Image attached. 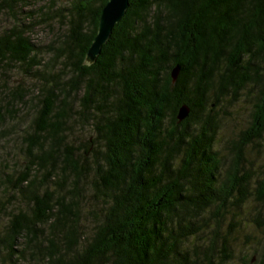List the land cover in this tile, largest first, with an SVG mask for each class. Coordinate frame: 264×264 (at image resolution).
<instances>
[{
  "label": "trees",
  "instance_id": "16d2710c",
  "mask_svg": "<svg viewBox=\"0 0 264 264\" xmlns=\"http://www.w3.org/2000/svg\"><path fill=\"white\" fill-rule=\"evenodd\" d=\"M31 1L56 46L29 38ZM66 1L0 0V139L19 151L0 161V264H228L249 204L263 239L244 264H264V0H129L91 65L106 0ZM242 94L250 120L220 143Z\"/></svg>",
  "mask_w": 264,
  "mask_h": 264
},
{
  "label": "rangeland",
  "instance_id": "374dc122",
  "mask_svg": "<svg viewBox=\"0 0 264 264\" xmlns=\"http://www.w3.org/2000/svg\"><path fill=\"white\" fill-rule=\"evenodd\" d=\"M56 7L58 5H65L67 3L66 0H56ZM45 4V2H39V1H31L28 4L24 6H21L19 8L20 14H23L24 17H21V20L23 23H30L28 30L29 38L33 41L35 45L38 47H44L46 45H54L56 46V39L59 37L58 35L62 32V29L57 27V24L52 21L50 22L51 29L46 28L43 24H37L35 21L31 20V17L26 18L29 11H35L40 6ZM36 12V11H35ZM11 21L5 18L4 16H0V31L5 30L6 28L11 25ZM59 33V34H58ZM48 54H45V58L47 59ZM10 81H19L20 82V74L16 71L6 73L4 79H8ZM33 81L31 79H24L23 84L28 85L32 83ZM230 99V98H229ZM227 99L226 101H229ZM248 99L245 98V96L242 94L240 97L236 100L227 104V109L231 113V115L228 117L227 120L224 121V123L221 124L219 127V134H218V140L221 143L223 139L233 137L237 131H239L242 128H245L247 125V122L250 120V117L247 116L249 113V106L250 104L247 102ZM25 111V109L21 110ZM23 114L19 115L13 119L12 121H8L4 126L6 125L8 128L11 125H15L14 128V135L20 134V131L22 130V124L25 122L26 117H22ZM22 122V124H21ZM5 126V127H6ZM12 128V129H13ZM76 129V128H75ZM73 129L74 134L70 135V139H74V141L78 142V140L83 141L84 138L88 137L89 131H81L78 132V130ZM12 131H7L8 133H12ZM4 130L0 132V138L3 137ZM78 135V136H77ZM19 139L16 138L15 142L19 145V142H17ZM218 142V146L219 143ZM7 143V144H4ZM10 143L6 142L2 139H0V161L2 162L4 159L9 160V165L12 164L14 159L17 161V155L19 153L18 149H13V151L10 152L9 148ZM16 145V146H18ZM221 146V144H220ZM251 149V148H250ZM254 149V148H253ZM221 150V149H220ZM12 152L14 153L12 155ZM221 152H223L221 150ZM250 153V160L253 163V166L257 167V165L260 164L261 158L263 157L262 151L256 152L255 150L249 151ZM21 156V155H19ZM14 158V159H13ZM20 161V159H19ZM0 195H2V192L0 191ZM10 203H8L9 205ZM251 210V204L247 205L243 211H250ZM242 213L238 216H236V225L233 233L230 235L229 243L231 244L233 258L228 264H244V260L247 255L253 254L252 252L256 249L257 251H260L261 243H262V234L259 230L253 227V225L248 221V217L246 214L248 213Z\"/></svg>",
  "mask_w": 264,
  "mask_h": 264
},
{
  "label": "water",
  "instance_id": "95a60500",
  "mask_svg": "<svg viewBox=\"0 0 264 264\" xmlns=\"http://www.w3.org/2000/svg\"><path fill=\"white\" fill-rule=\"evenodd\" d=\"M129 0H106L102 6L98 18L95 35L93 36L90 45L85 53L83 64L91 65L95 62L101 51L102 45L109 39L113 26L119 22L128 8ZM179 67L175 66L171 70L172 82L175 81L178 75ZM189 112V108L182 104L177 110V120H183Z\"/></svg>",
  "mask_w": 264,
  "mask_h": 264
}]
</instances>
